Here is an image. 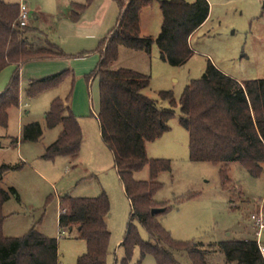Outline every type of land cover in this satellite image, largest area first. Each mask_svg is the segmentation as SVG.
I'll return each mask as SVG.
<instances>
[{
  "label": "rangeland",
  "instance_id": "374dc122",
  "mask_svg": "<svg viewBox=\"0 0 264 264\" xmlns=\"http://www.w3.org/2000/svg\"><path fill=\"white\" fill-rule=\"evenodd\" d=\"M2 1L26 4L31 11L30 20L35 21L38 16L35 26L52 42H57L67 55L56 61L33 62L22 69L20 105L9 111L8 127L0 130V138L5 137L0 140V167H20L6 173L0 183L2 189L14 188L19 195V199L12 197L3 207V236L23 238L34 228L43 236L57 240L58 264H77L87 252V244L78 238L76 229L69 232L59 228L61 201L66 197L96 198L105 193L110 204L106 223L111 234L106 264H123L125 251L120 245L129 224L131 204L96 120L100 103L98 79L87 78L100 62L94 51L97 45L87 40L88 54L82 53L84 42L72 37L66 48L60 45L63 34H70V26L77 24L69 18L72 4H83L85 0ZM159 1L154 0L141 16L143 32L153 39L158 37L162 26ZM184 1L191 4L196 0ZM207 1L209 17L191 37L193 54L185 65L173 67L163 62L156 45L150 54L120 47L116 62L119 69L150 77V86L143 94L157 101L159 108L174 111L170 130L146 145L149 159L171 162V170L158 175L156 182L161 184V189L153 197L156 203L168 205L170 211L162 209L156 219L174 241L197 243L205 248L216 247L222 241L250 238L253 235L250 215L264 201V166L256 177L239 163L223 168V165L191 162L189 134L179 123L180 97L191 81L203 76L209 61L237 81L264 78V0ZM37 11L42 15H35ZM35 40L43 43L45 37L36 36ZM65 70L73 72L74 83L65 81L58 88L27 99L25 92L31 80H41ZM161 92H171L177 105L173 107L170 102L161 100ZM69 95V106L83 133L80 153L72 158L45 159L46 149L61 132V127H47L46 113L53 100H66ZM31 123H39L43 129L38 142L22 139V128ZM12 139H19V144L12 145ZM224 170L229 181L226 185L222 176ZM134 178L149 181L150 168L146 166L135 173ZM139 233L143 241L153 242L141 226ZM170 253L179 264H193L186 253ZM206 259L209 264H225L220 252L209 253ZM128 264L157 263L151 255L141 258L137 247Z\"/></svg>",
  "mask_w": 264,
  "mask_h": 264
},
{
  "label": "trees",
  "instance_id": "16d2710c",
  "mask_svg": "<svg viewBox=\"0 0 264 264\" xmlns=\"http://www.w3.org/2000/svg\"><path fill=\"white\" fill-rule=\"evenodd\" d=\"M95 0H85L72 8L71 21L78 22ZM154 0H117L120 16L114 29L99 44L100 62L87 78L98 79L100 103L98 122L101 138L111 151L118 177L130 200L131 214L121 247L125 251L123 264H128L135 248L141 258L151 255L157 264H179L170 251L186 253L193 264H209L207 255L220 252L225 264H264L254 236L249 239L222 241L208 248L197 243L174 241L152 216L155 209L169 212L166 204L156 203L161 189L157 177L171 170L169 160H151L146 145L160 139L170 130L173 110H163L158 102L145 96L150 77L128 69L116 68L120 47L150 54L156 45L163 62L173 67L185 65L193 52L190 39L207 21L209 3L196 0H161V32L156 39L141 36V12ZM19 4L0 0V73L9 66H21L34 60L63 59L67 55L47 39L43 44L36 36H44L34 27L18 20ZM40 41V39H39ZM75 81L72 71L31 81L25 92L33 99L45 91ZM159 98L173 107L177 104L171 92H161ZM70 95L56 98L46 113L49 129L61 127L56 141L45 152V159L76 157L83 142L80 123L69 106ZM20 105V72L13 74L5 91L0 94V130L7 129L9 111ZM179 123L189 134V157L194 163L223 165L239 163L253 176H259L264 166V78L245 82L220 72L210 61L203 76L186 86L179 100ZM43 136L39 123L22 128V139L38 142ZM15 142H17L15 140ZM150 168V180L137 181L134 174ZM20 167L2 165L0 183L6 173ZM223 183H229L225 170ZM19 199L14 188L0 187V264H58V242L40 234L34 228L23 238L3 236V207L12 198ZM58 224L61 230L78 232L87 244V252L77 264H106L111 234L106 220L110 204L105 193L96 198L66 197L61 201ZM139 226L153 242H145Z\"/></svg>",
  "mask_w": 264,
  "mask_h": 264
},
{
  "label": "crops",
  "instance_id": "0c3cea01",
  "mask_svg": "<svg viewBox=\"0 0 264 264\" xmlns=\"http://www.w3.org/2000/svg\"><path fill=\"white\" fill-rule=\"evenodd\" d=\"M76 4H80V3H73L72 4V8ZM22 5H25L27 7L26 4H22ZM29 12H30L29 13V17H28V20H27L25 25L26 26H30V27H34L38 31H40L35 26V22L39 20V17L38 16L35 17L36 18V19H34L35 21L30 20L31 11L29 10ZM142 12H141V16H142ZM36 14L42 15V13H38V11L35 13V15ZM98 14H99V16H98ZM71 15H72V11H71V14L69 15V18H71ZM119 16H120V8H119V5L117 3V0H113V1H110V0H95L89 6V8L86 10L85 15L83 16V18H80V20L78 22H75L77 24H72L70 26V27H72V29L70 30L71 31L70 34H68L69 32L67 34H63V36H65V37H63V40H60L61 41V44H60L61 47L66 48L67 45L69 44L70 40H71V37H72L74 40H80V41L84 42L83 43L84 48H82L83 49L82 53L88 54V52H89V51L86 50V47H85V44L87 43V40H89V41H91V42H93V43H95L97 45L96 49L94 50V51L97 52V49H98L99 44H100V41L104 37H106L114 29V27L116 26V23L118 21ZM67 19H64L65 22H69V21H67ZM67 25L68 24L65 23V26H67ZM140 27H141V36L145 37V38L149 37V35L145 31L143 32L142 23H141V17H140ZM61 28H62V26L59 27V29H58L59 32H60ZM69 35H71V36H69ZM45 39H47L50 43H52L53 45H55L56 47H58L60 49V47L57 46L58 45L57 42H52L48 38V36H46V35H45ZM43 42H45V40H43ZM56 60L57 59H53V60H34V61L28 62V63H26L24 65H21L19 67H17V66H9V67H7L6 69H4L0 73V94H2L3 91H5L4 89H6V87L10 83L11 78H12L13 74L15 73V71L17 69H19V72H20V83H21L22 69L25 68L27 65H29V64H31L33 62L56 61ZM115 67H116V65H115ZM91 80L95 81L96 78H92ZM31 81H35V80H31ZM67 81H71V80H67ZM71 111H72V109H71ZM95 115H96V120L98 121V119H97L98 115L97 114H95ZM98 124H99V122H98ZM100 134H101V132H100ZM1 138H5V137L2 136ZM1 138H0V140H1ZM6 138H8V137H6ZM16 141L17 142H15V140L12 139L11 140V144L12 145H18L19 144V139H17ZM0 148H1V142H0ZM246 239H249V238H246Z\"/></svg>",
  "mask_w": 264,
  "mask_h": 264
},
{
  "label": "built area",
  "instance_id": "2783aa9c",
  "mask_svg": "<svg viewBox=\"0 0 264 264\" xmlns=\"http://www.w3.org/2000/svg\"><path fill=\"white\" fill-rule=\"evenodd\" d=\"M29 13L30 12L25 5H20V14L18 20L21 24H26ZM249 219L251 228L253 230V236L259 247L261 255L264 257V201H261L260 206L254 213L250 215Z\"/></svg>",
  "mask_w": 264,
  "mask_h": 264
},
{
  "label": "water",
  "instance_id": "95a60500",
  "mask_svg": "<svg viewBox=\"0 0 264 264\" xmlns=\"http://www.w3.org/2000/svg\"><path fill=\"white\" fill-rule=\"evenodd\" d=\"M161 212H162L161 210L155 209L152 211L151 214H152V216H156V215L160 214Z\"/></svg>",
  "mask_w": 264,
  "mask_h": 264
}]
</instances>
